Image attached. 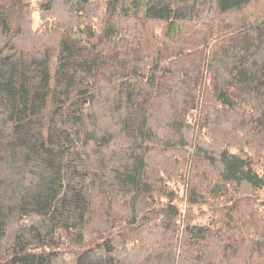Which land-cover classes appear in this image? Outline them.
Here are the masks:
<instances>
[{
    "label": "trees",
    "instance_id": "obj_1",
    "mask_svg": "<svg viewBox=\"0 0 264 264\" xmlns=\"http://www.w3.org/2000/svg\"><path fill=\"white\" fill-rule=\"evenodd\" d=\"M0 264H264V0H0Z\"/></svg>",
    "mask_w": 264,
    "mask_h": 264
},
{
    "label": "rangeland",
    "instance_id": "obj_2",
    "mask_svg": "<svg viewBox=\"0 0 264 264\" xmlns=\"http://www.w3.org/2000/svg\"><path fill=\"white\" fill-rule=\"evenodd\" d=\"M33 1H35V0H33ZM34 23H35V24H34V29H36L37 26H38V24H39V23H38V15H36V14H35V16H34Z\"/></svg>",
    "mask_w": 264,
    "mask_h": 264
}]
</instances>
